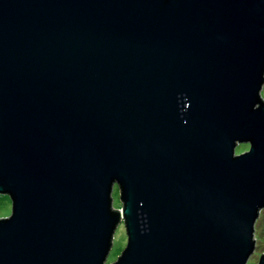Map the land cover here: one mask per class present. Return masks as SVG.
I'll return each instance as SVG.
<instances>
[{
    "label": "water",
    "instance_id": "water-1",
    "mask_svg": "<svg viewBox=\"0 0 264 264\" xmlns=\"http://www.w3.org/2000/svg\"><path fill=\"white\" fill-rule=\"evenodd\" d=\"M263 84L264 0H0V264H247Z\"/></svg>",
    "mask_w": 264,
    "mask_h": 264
},
{
    "label": "rangeland",
    "instance_id": "rangeland-1",
    "mask_svg": "<svg viewBox=\"0 0 264 264\" xmlns=\"http://www.w3.org/2000/svg\"><path fill=\"white\" fill-rule=\"evenodd\" d=\"M261 95L264 98V84L261 89ZM248 147L247 143H241L238 144L235 148V152L239 153L241 151H244ZM112 205L114 208H120L121 202L119 199V189L116 184H114L112 189ZM11 212V199L8 194L0 193V218L5 217L9 215ZM261 215V224H256V228L262 227L264 229V208L260 211ZM258 226V227H257ZM264 231V230H263ZM255 236V235H254ZM262 240L256 239V246L254 248L253 253L250 255V257L247 260V264H257L260 258V254L264 252V237L262 232L260 233ZM127 242V235L125 232V227L123 222H120L113 234V240H112V247L109 251V254L106 259V263H110L116 259V257L120 254L121 250L125 247Z\"/></svg>",
    "mask_w": 264,
    "mask_h": 264
},
{
    "label": "trees",
    "instance_id": "trees-1",
    "mask_svg": "<svg viewBox=\"0 0 264 264\" xmlns=\"http://www.w3.org/2000/svg\"><path fill=\"white\" fill-rule=\"evenodd\" d=\"M261 215H259V217L257 218V220H256V224H261ZM258 227V226H257ZM264 229L262 228V227H260L259 229L258 228H256V226H255V231H254V235H255V238L257 239V240H262L261 239V236H260V233L262 232V234H263V237H264V231H263Z\"/></svg>",
    "mask_w": 264,
    "mask_h": 264
},
{
    "label": "flooded vegetation",
    "instance_id": "flooded-vegetation-1",
    "mask_svg": "<svg viewBox=\"0 0 264 264\" xmlns=\"http://www.w3.org/2000/svg\"><path fill=\"white\" fill-rule=\"evenodd\" d=\"M247 148H248V147H247ZM247 148H246V149H247ZM246 149H245V150H246Z\"/></svg>",
    "mask_w": 264,
    "mask_h": 264
}]
</instances>
